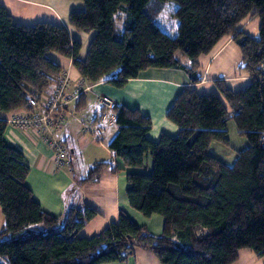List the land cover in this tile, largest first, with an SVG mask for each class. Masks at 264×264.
<instances>
[{"label": "trees", "instance_id": "16d2710c", "mask_svg": "<svg viewBox=\"0 0 264 264\" xmlns=\"http://www.w3.org/2000/svg\"><path fill=\"white\" fill-rule=\"evenodd\" d=\"M82 1L84 9L70 12L69 23L80 32L94 31L84 60L80 42L62 24L17 23L0 5V113L30 110V98L41 100L59 81L62 68L48 52L70 58L90 83L122 88L153 67L182 69L194 84L201 79L198 57L230 36L241 52L239 69L250 81L237 90L218 81V92L208 94L184 86L166 113L178 134L163 133L155 141L147 136L148 116L113 107L117 130L108 148L126 168L141 169L151 158L150 171L126 174L125 194L144 217H163L158 236L122 210L89 237L81 230L99 215L95 208L72 207L58 217L44 212L25 184L29 168L22 153L3 140L8 122L0 118V264L121 262L135 246L151 250L162 264H232L240 249L264 264V0ZM167 1L176 4L174 36L154 20ZM248 17L259 19L258 38L239 29ZM229 120L248 142L231 166L209 153L213 141L229 146ZM108 165L93 164L82 182H98Z\"/></svg>", "mask_w": 264, "mask_h": 264}, {"label": "crops", "instance_id": "0c3cea01", "mask_svg": "<svg viewBox=\"0 0 264 264\" xmlns=\"http://www.w3.org/2000/svg\"><path fill=\"white\" fill-rule=\"evenodd\" d=\"M14 22L34 24L37 22H52L62 24L68 30L71 38L81 44L79 58L84 60L94 31L80 32L69 23L72 11L84 9L82 0H0ZM258 18L248 17L243 20L239 29L253 38H258ZM254 26L247 29L249 22ZM48 58L67 73L74 84L81 77L72 60L56 52H48ZM183 64L189 60L178 55ZM241 52L230 36L222 38L216 47L208 54L198 57L197 73L201 79L191 83L187 73L174 68H147L138 77L128 80L122 88H116L104 80L91 83L90 91L83 93L74 105V115L77 118H93L103 129L101 138L97 139L81 132V125L74 117H69L66 123L55 130L53 137L60 140L66 148L65 158L57 160L47 143L36 136L29 128L8 123L3 134L5 144L20 151L24 162L29 168L25 184L30 189L34 200L41 209L52 215L62 216L68 208L88 205L95 208L99 215L86 223L83 229L95 224L91 230L101 231L108 223L116 221L122 210L137 225L146 227L149 233L158 236L162 232L164 219L158 214L144 217L128 204L126 198V174L129 172L149 171L152 166L150 156L146 158L144 167L126 168L122 160L116 157L108 148V143L115 134L114 106H127L137 109L151 120L148 138L155 141L161 134L169 136L178 134V127L166 118L168 108L184 86H193L198 93L208 94L218 92L216 82L222 81L231 90L243 88L250 81L249 75L239 69ZM264 74V67L262 68ZM56 84L50 85L37 106L30 110L16 109L8 114L0 113V118L10 119L15 115H31L43 111L48 99L52 97ZM107 96L114 102L111 109L99 104V97ZM229 146L213 141L209 153L227 166H231L237 152L248 146L247 140L237 133L233 120L227 122ZM74 159V160H73ZM109 163L102 169L98 182H82L88 169L95 163ZM79 167V174L75 169ZM114 169V170H113ZM4 216L0 208V230ZM82 229V230H83ZM81 230V231H82ZM85 236V235H84ZM106 264H162L155 254L146 248L135 246L134 253L125 261ZM232 264H263V259L257 257L249 249H240L238 258Z\"/></svg>", "mask_w": 264, "mask_h": 264}, {"label": "built area", "instance_id": "2783aa9c", "mask_svg": "<svg viewBox=\"0 0 264 264\" xmlns=\"http://www.w3.org/2000/svg\"><path fill=\"white\" fill-rule=\"evenodd\" d=\"M92 84L84 78H80L73 84L67 73H61L59 81L52 97L48 99L43 111L31 115H15L7 120L15 126L31 129L36 136L43 139L55 154L57 160L66 157V149L63 143L53 137L52 133L60 129L71 116L77 119L81 125V132L92 135L99 139L102 136L103 129L99 127L93 118L80 119L74 114V105L78 102L81 94L90 91ZM32 107L37 106V101L30 98ZM99 104L107 109L114 106V102L107 96L99 97Z\"/></svg>", "mask_w": 264, "mask_h": 264}, {"label": "rangeland", "instance_id": "374dc122", "mask_svg": "<svg viewBox=\"0 0 264 264\" xmlns=\"http://www.w3.org/2000/svg\"><path fill=\"white\" fill-rule=\"evenodd\" d=\"M161 3H162V6L160 7L157 16H154V20L165 32H167L171 36H174L176 34L177 22H178L177 18L173 14L176 4L173 1H167V2H161ZM258 21L259 19L256 20V22ZM254 25H255V22L252 21V22H249V24H247L246 27L248 29L249 27L254 26ZM75 173L79 174V167L75 169ZM94 227H95V224H90L89 226H87L85 229L81 231V234L87 237L93 235L94 231H92L91 229Z\"/></svg>", "mask_w": 264, "mask_h": 264}]
</instances>
